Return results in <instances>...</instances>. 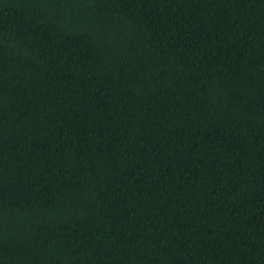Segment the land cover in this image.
<instances>
[{"label": "trees", "instance_id": "obj_1", "mask_svg": "<svg viewBox=\"0 0 264 264\" xmlns=\"http://www.w3.org/2000/svg\"><path fill=\"white\" fill-rule=\"evenodd\" d=\"M0 264H264V0H0Z\"/></svg>", "mask_w": 264, "mask_h": 264}]
</instances>
